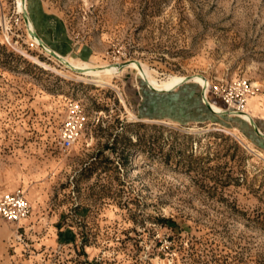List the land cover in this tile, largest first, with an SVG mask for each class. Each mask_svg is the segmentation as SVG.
Segmentation results:
<instances>
[{
    "label": "rangeland",
    "instance_id": "obj_1",
    "mask_svg": "<svg viewBox=\"0 0 264 264\" xmlns=\"http://www.w3.org/2000/svg\"><path fill=\"white\" fill-rule=\"evenodd\" d=\"M25 7L26 24L0 0V197L20 189L30 205L17 224L0 218V264H264V152L249 123L209 114L193 84L154 93L128 65L109 84L80 80L30 35L83 67L246 81L245 111L263 116L264 0ZM73 103L86 125L64 150Z\"/></svg>",
    "mask_w": 264,
    "mask_h": 264
},
{
    "label": "built area",
    "instance_id": "obj_2",
    "mask_svg": "<svg viewBox=\"0 0 264 264\" xmlns=\"http://www.w3.org/2000/svg\"><path fill=\"white\" fill-rule=\"evenodd\" d=\"M207 90L220 98L227 111L239 112L243 110L246 96L251 93L250 85L246 81H239L233 85H223L221 83L210 84ZM86 116L82 107L73 103L69 106L65 120L59 130V145L62 149H70L71 146L81 137ZM30 212V205L25 194L20 189L3 194L0 197V218L19 223L25 219Z\"/></svg>",
    "mask_w": 264,
    "mask_h": 264
},
{
    "label": "bare ground",
    "instance_id": "obj_3",
    "mask_svg": "<svg viewBox=\"0 0 264 264\" xmlns=\"http://www.w3.org/2000/svg\"><path fill=\"white\" fill-rule=\"evenodd\" d=\"M18 1V5H19V9L20 11L24 12V6L25 3L23 2V0H17ZM29 28V27H28ZM31 30V29H30ZM32 40V39H31ZM37 42V41H36ZM38 43V42H37ZM45 44V43H44ZM45 48L48 52H54L53 50H51L46 44H45ZM56 53V52H55ZM57 54V53H56ZM59 56L60 59H62L68 66H70V68H72L76 73H77V78L89 83H94V84H109V77H111L114 73L115 70L122 68L123 66H120L121 64H113V65H103V66H93L90 65V67H83V66H79V65H75L71 62L66 61L64 58H62L59 54H57ZM28 56V55H27ZM125 65H128V67L134 68L136 70V73H138L141 77V80H145L146 82H148L149 86L151 88H154L155 90H161V91H171L174 88H176L178 85H180L181 83L184 82H195L197 83L200 87H202L203 89H205V94H206V98L209 102V105L211 107V109L213 110V112L217 113V114H223V113H227V111L223 108H220L218 106H216L211 100H209L208 98V90L206 89V86L209 85V81L207 80V78L203 75L200 74H194L188 77H172L166 81H162V80H158L155 77H153L147 70L146 68L140 64V67H138L136 65L135 62L129 61L127 62ZM69 71V70H68ZM71 71V70H70ZM138 78V77H137ZM101 86V85H100ZM253 86V84H252ZM255 98V97H254ZM253 100V99H252ZM258 100V99H257ZM250 101V100H249ZM260 101V100H259ZM246 102V101H245ZM255 103V102H254ZM259 103V102H258ZM257 104V103H256ZM248 110V109H247ZM258 113V112H257ZM230 114V113H229ZM256 114V113H255ZM260 114V113H259ZM258 114V115H259ZM230 115H232L233 117H238L240 119H242L243 121H245L246 123H249V121L251 119H253V116L245 111V105L243 107L242 111L236 112V113H231ZM132 116V115H131ZM264 116V114H263ZM133 119H135V121H140V122H151V120L148 119H139L135 116H132ZM132 119V120H133ZM131 120V121H132ZM254 120V119H253ZM134 121V120H133ZM255 121V120H254ZM253 150V149H252ZM256 154L258 156H261V153H257Z\"/></svg>",
    "mask_w": 264,
    "mask_h": 264
},
{
    "label": "water",
    "instance_id": "obj_4",
    "mask_svg": "<svg viewBox=\"0 0 264 264\" xmlns=\"http://www.w3.org/2000/svg\"><path fill=\"white\" fill-rule=\"evenodd\" d=\"M23 2L25 3V0H23ZM24 18H23V20H24V24H26L28 21V12H27V10H26V7L24 6ZM26 18V19H25ZM30 35L38 42V47H40L45 53H48L51 57H53L54 59H57V60H59V56L56 54V53H54V52H48L47 50H46V48H45V44H44V42L40 39V37L36 34V32L35 31H31L30 32ZM135 63H136V65L138 66V67H140V63L138 62V61H135ZM124 64L125 63H122L120 66H124ZM144 83L147 85V87H148V89L149 90H151L152 92H154V93H157V94H165V93H169V92H171V91H161V90H155L154 88H151L150 86H149V84H148V82H146L145 80H144ZM185 83V82H184ZM181 84H183V83H181ZM180 84V85H181ZM180 85H178V86H180ZM177 86V87H178ZM208 86V85H207ZM207 86H206V89H207ZM176 87V88H177ZM175 88V89H176ZM200 97H201V102H202V104L207 108V110L209 111V112H211L212 114H214V115H227V114H231V113H236V112H234V111H227L228 113H223V114H217V113H215V112H213V110L211 109V107H210V105H209V102H208V100H207V98H206V94H205V89H203L202 87H201V91H200ZM249 125H250V127H251V129L253 130V132L255 133V135L256 136H258L259 138H262V139H264V134L263 133H261L259 130H258V128L256 127V125H255V123H254V121H253V119H251L250 121H249Z\"/></svg>",
    "mask_w": 264,
    "mask_h": 264
},
{
    "label": "crops",
    "instance_id": "obj_5",
    "mask_svg": "<svg viewBox=\"0 0 264 264\" xmlns=\"http://www.w3.org/2000/svg\"><path fill=\"white\" fill-rule=\"evenodd\" d=\"M188 84H193V85H196L195 87H196V97L197 98H199L200 99V102H201V97H200V91H201V87L197 84V83H195V82H185L184 83V85H188ZM179 87H181V86H178L176 89L174 88L173 90H171V92H169V94L170 93H172V92H174V91H176L177 89H179ZM216 106H218V107H220V108H223V109H225L226 110V106H225V104H224V102L221 100V99H219V102H217V101H212ZM202 103V102H201ZM202 106L203 107H205L203 104H202ZM206 108V107H205ZM206 110H207V108H206ZM208 111V110H207ZM208 113L210 114L211 112H209L208 111ZM212 114V113H211ZM227 116V115H226ZM231 117V116H230ZM253 119L255 120H253L254 121V123H255V125H256V127L258 128V130L261 132V133H263L264 134V116H262V115H254L253 116ZM205 120V119H204ZM249 125V124H248ZM250 126V125H249ZM253 131V130H252ZM254 133V132H253ZM254 144L255 145H257V148L259 149L260 148V150H263V152H264V139H262V138H259L258 136H256L255 135V133H254Z\"/></svg>",
    "mask_w": 264,
    "mask_h": 264
}]
</instances>
